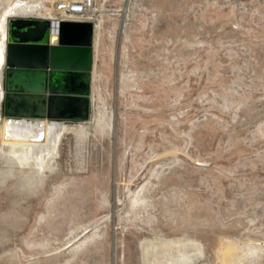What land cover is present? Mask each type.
<instances>
[{
    "label": "rangeland",
    "instance_id": "1",
    "mask_svg": "<svg viewBox=\"0 0 264 264\" xmlns=\"http://www.w3.org/2000/svg\"><path fill=\"white\" fill-rule=\"evenodd\" d=\"M88 18L87 117L55 119L40 179L0 177V264H170L185 242L183 264L229 245L264 264V0H94Z\"/></svg>",
    "mask_w": 264,
    "mask_h": 264
},
{
    "label": "water",
    "instance_id": "2",
    "mask_svg": "<svg viewBox=\"0 0 264 264\" xmlns=\"http://www.w3.org/2000/svg\"><path fill=\"white\" fill-rule=\"evenodd\" d=\"M92 30L91 21H62L57 40L50 41L48 19H8L2 97L8 120L87 117Z\"/></svg>",
    "mask_w": 264,
    "mask_h": 264
},
{
    "label": "bare ground",
    "instance_id": "3",
    "mask_svg": "<svg viewBox=\"0 0 264 264\" xmlns=\"http://www.w3.org/2000/svg\"><path fill=\"white\" fill-rule=\"evenodd\" d=\"M54 10V4L53 8H50L44 6L42 2H31L28 0H19L7 7L1 24L3 38L0 42V64L5 61V41L8 19L10 17H34L52 20V31L55 32L56 12ZM54 38L55 37L53 36L51 39L54 40ZM1 72L2 70L0 69V84L2 80ZM2 97L3 93L0 90V102ZM1 122L0 151L3 156L2 159L4 164L6 163L8 166H6L5 169H3L4 167H1L2 169L0 168V177L11 174L14 171L13 167H15V165H17L16 168L19 172H25V169H31V178L36 179H40L42 177V173L54 168V158L56 156L57 144L63 126L62 121L49 119L47 117H12L9 120L8 117H6ZM6 147H8L7 152L5 151ZM174 243L176 242H169L167 244L164 243V246L171 247ZM180 245L181 249L177 250V254L174 255L175 257H173V259H169L170 264H183L185 261L191 260L192 257L200 251V248L197 247L192 254L186 251L187 242L181 243ZM246 248L247 249H245V251L253 249L252 247ZM234 250L235 249H233L230 245L226 248L223 255L224 264L236 262L237 254L235 252L236 250Z\"/></svg>",
    "mask_w": 264,
    "mask_h": 264
},
{
    "label": "built area",
    "instance_id": "4",
    "mask_svg": "<svg viewBox=\"0 0 264 264\" xmlns=\"http://www.w3.org/2000/svg\"><path fill=\"white\" fill-rule=\"evenodd\" d=\"M53 4L56 12L55 32L52 31L53 21L49 20L50 41L57 40L59 24L62 21H91L88 16L93 9L94 0H57ZM53 36L55 37L54 40L51 39Z\"/></svg>",
    "mask_w": 264,
    "mask_h": 264
},
{
    "label": "crops",
    "instance_id": "5",
    "mask_svg": "<svg viewBox=\"0 0 264 264\" xmlns=\"http://www.w3.org/2000/svg\"><path fill=\"white\" fill-rule=\"evenodd\" d=\"M73 46H76V45H78V44H72ZM85 56H87V54L85 55ZM92 46H91V53H90V57H91V62H92ZM5 67V66H4ZM5 69H6V72H7V67H5ZM6 76H7V74H6ZM4 92H6V91H4ZM6 105V104H5Z\"/></svg>",
    "mask_w": 264,
    "mask_h": 264
}]
</instances>
